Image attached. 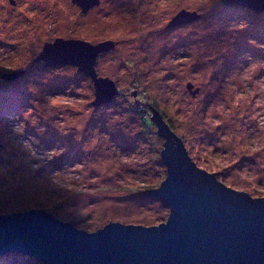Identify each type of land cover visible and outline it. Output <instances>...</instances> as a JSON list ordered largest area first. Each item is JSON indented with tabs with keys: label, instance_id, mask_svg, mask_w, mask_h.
<instances>
[{
	"label": "rangeland",
	"instance_id": "374dc122",
	"mask_svg": "<svg viewBox=\"0 0 264 264\" xmlns=\"http://www.w3.org/2000/svg\"><path fill=\"white\" fill-rule=\"evenodd\" d=\"M183 10L201 17L169 29ZM58 38L115 43L95 65L119 90L110 103L93 105L76 67L36 61ZM147 104L199 168L264 197V12L221 0H100L86 13L72 0H0V215L44 209L86 228L168 219L148 192L167 169ZM0 264L45 263L8 252Z\"/></svg>",
	"mask_w": 264,
	"mask_h": 264
},
{
	"label": "water",
	"instance_id": "95a60500",
	"mask_svg": "<svg viewBox=\"0 0 264 264\" xmlns=\"http://www.w3.org/2000/svg\"><path fill=\"white\" fill-rule=\"evenodd\" d=\"M72 2L82 13L100 4V0ZM221 2L227 7L264 12V0ZM200 17L183 10L174 22L183 25ZM114 46L110 40L91 44L58 38L44 45L36 61H44L48 67H76L93 82V105L99 107L119 93L115 82L99 76L95 68L99 55ZM24 73L2 77L14 80ZM187 89L193 96L199 91L190 83ZM151 118L164 140L161 154L167 176L148 192L169 206L168 219H115L101 228H86L51 213L53 218L41 209L0 215V255L18 252L45 264H264V197L231 189L215 173L199 168L161 114L155 111Z\"/></svg>",
	"mask_w": 264,
	"mask_h": 264
},
{
	"label": "flooded vegetation",
	"instance_id": "af4514ba",
	"mask_svg": "<svg viewBox=\"0 0 264 264\" xmlns=\"http://www.w3.org/2000/svg\"><path fill=\"white\" fill-rule=\"evenodd\" d=\"M174 18H175V17H173L172 20L168 23V28H169V29H175V28H178V27L182 26V25H178V24H176V23L174 22Z\"/></svg>",
	"mask_w": 264,
	"mask_h": 264
},
{
	"label": "trees",
	"instance_id": "16d2710c",
	"mask_svg": "<svg viewBox=\"0 0 264 264\" xmlns=\"http://www.w3.org/2000/svg\"><path fill=\"white\" fill-rule=\"evenodd\" d=\"M155 111L156 110H154L153 111V115H155ZM165 121V120H164ZM166 122V121H165ZM154 123V122H153ZM167 123V122H166ZM169 126H170V128L174 131V129L171 127V125L169 124V123H167ZM155 125V124H154ZM156 126V125H155ZM175 132V131H174ZM183 141V140H182ZM163 151V150H162ZM162 151H161V153H162ZM162 156V155H161ZM41 210H43L46 214H48V215H50V216H52L53 217V215L51 214V213H48V212H46L44 209H41ZM54 218V217H53ZM69 224V223H68Z\"/></svg>",
	"mask_w": 264,
	"mask_h": 264
}]
</instances>
